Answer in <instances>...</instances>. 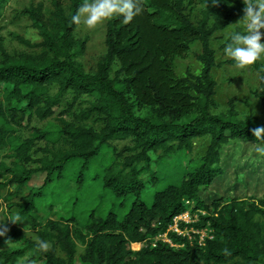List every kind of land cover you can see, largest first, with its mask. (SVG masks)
Instances as JSON below:
<instances>
[{
	"label": "trees",
	"instance_id": "16d2710c",
	"mask_svg": "<svg viewBox=\"0 0 264 264\" xmlns=\"http://www.w3.org/2000/svg\"><path fill=\"white\" fill-rule=\"evenodd\" d=\"M5 1L0 0V19ZM66 2L65 7L51 0L46 12L40 6L24 11L41 41L22 43L36 53L10 56L0 45V153L12 160L9 165L0 161V209L15 200L8 206L21 216L20 223H5L0 264H76L77 243L84 247L80 264H264V200L207 206L200 198L221 175L224 146L264 144V136L252 134L264 127V119H239L232 102L224 114L212 112V73L219 65L211 42L243 19V0H139L142 11L131 22L108 20L105 53L92 73L78 62L86 44L74 39L79 24L72 22L84 1ZM193 5L201 8L196 21L188 14ZM195 43L198 68L177 75L176 60ZM254 69L259 80L254 97L264 116V70ZM67 94L73 103L91 99L75 122L62 119L70 106L58 126L34 129L29 138L19 134L24 121L53 117ZM92 116L101 122L98 131L79 124ZM201 139L209 143L199 160L167 170L166 159L189 154ZM123 140L132 147L118 162L111 145ZM39 142L51 147L34 159ZM37 175L41 185L26 191ZM83 193L84 205L90 199L93 208L81 209ZM56 205L64 214L41 217ZM190 205L192 212H207L191 227H208L213 238L200 246L197 238L168 233L173 246L162 241L153 246ZM40 240L50 244L47 252L39 250ZM137 244L142 247L133 250Z\"/></svg>",
	"mask_w": 264,
	"mask_h": 264
},
{
	"label": "rangeland",
	"instance_id": "374dc122",
	"mask_svg": "<svg viewBox=\"0 0 264 264\" xmlns=\"http://www.w3.org/2000/svg\"><path fill=\"white\" fill-rule=\"evenodd\" d=\"M57 1L65 7L68 5L66 0ZM50 4L51 0L5 1L1 8L0 45L8 55L17 56L36 53V50L28 48L22 43V41H25L33 45L41 41L37 31L32 26L31 20L24 14V11L29 8L40 6L42 10L46 12L51 9ZM200 10L201 8L198 5H193L188 8V14L193 21L199 18ZM85 21L86 15H81L79 26L74 33V39L85 42L84 54L78 59V62L86 72L92 73L98 61L105 53L104 40L108 20L95 27L87 26ZM245 28L246 22L242 21V19L234 20L225 31L215 35V39L211 42L212 49L216 54L217 64L219 65L212 73L213 80L216 83V95L213 101L212 112L217 115L224 114L228 108V103L232 102L239 119L263 121L264 116L260 104L254 97V93L258 92L259 85L258 74L254 69V65H258L260 69L264 70V58L251 66L241 69L236 67L235 63L224 53L223 44L228 37H230L233 32H243ZM261 31L264 32V30ZM261 42L264 43V39H262ZM199 53V45L195 43L184 58L176 60V74L179 76L182 75L187 68L197 69L198 65L195 61V57ZM55 93L56 90L52 89L51 95ZM90 101V98L82 97L79 101L73 103V96L67 94L60 107L55 110V115L53 117L45 121H39L36 118H32L30 122L24 121L18 128V132L21 136L29 138L34 129H45L50 126H58L61 114L66 113L70 106L72 107L71 112L62 116V119L73 123L76 121L75 117L78 116L79 113L87 110ZM79 124L86 128H93L96 131L101 127L100 120L93 116L89 120L79 122ZM208 143V139L197 140L194 142L193 149L189 154L182 155L180 153L166 159L169 164L166 165L167 170L172 172L175 169H179V167H177L178 165L185 166L190 161L199 160L204 155ZM111 146L115 149L117 155L123 154L121 158L114 155L115 160L118 159V162H121L125 156L129 155L128 151L124 150L132 147L128 140L115 141ZM50 147V145L39 142L32 151V157L34 159L41 158L42 151ZM262 147H264V144L256 145L253 143L244 144L239 142H231L224 146L220 152L221 159L219 167L221 169V175L215 179L208 191L201 193L200 198L203 203L210 206L213 201H229L231 199L264 200V153L257 150ZM6 155V152L0 153V161L9 165L12 160L7 158ZM160 167L162 168L161 165ZM31 168H35V166ZM42 181L43 178L41 176H35L28 185L26 191L33 187H39ZM81 199V209L93 208L94 205L90 204V199L89 204L84 205V193L81 195ZM145 199L148 204H151L150 195H146ZM13 203H15V200L2 203L0 209V223H9L10 221L7 220L17 213L16 209L9 208L8 206ZM192 208L193 205H190L188 210L191 217L198 213L203 215L207 214L206 211L192 212ZM59 213L64 214L61 205H56L52 212L44 210L40 215L43 219H55V215ZM258 220L261 222L260 219ZM23 233L27 238L36 240V236L30 231L24 230ZM141 247V244L131 246L133 250H139ZM83 250L84 247L80 243H77L76 264H80L79 257L83 254ZM57 255L60 258H64L58 250Z\"/></svg>",
	"mask_w": 264,
	"mask_h": 264
},
{
	"label": "clouds",
	"instance_id": "9594fccd",
	"mask_svg": "<svg viewBox=\"0 0 264 264\" xmlns=\"http://www.w3.org/2000/svg\"><path fill=\"white\" fill-rule=\"evenodd\" d=\"M217 0H215V3ZM245 5L242 21L246 22L243 32H233L230 43L224 47V53L235 63L238 68H246L264 58V0H243ZM142 8L139 0H84L77 13L72 16V22L79 24L81 15H86V24L89 27L103 23L106 20L123 17L125 23L131 22L139 15ZM254 115V114H250ZM249 115V116H250ZM253 136L261 139L264 136V127H256L252 131ZM264 153V147L257 149ZM19 212L11 216L7 221L13 224L20 223ZM7 232L5 222L0 224V238ZM11 243L10 241H5ZM38 248L41 252H47L50 244L40 240Z\"/></svg>",
	"mask_w": 264,
	"mask_h": 264
},
{
	"label": "built area",
	"instance_id": "2783aa9c",
	"mask_svg": "<svg viewBox=\"0 0 264 264\" xmlns=\"http://www.w3.org/2000/svg\"><path fill=\"white\" fill-rule=\"evenodd\" d=\"M197 212H201V211L199 210ZM198 214L191 217L189 212L186 211L174 217L172 219V223L168 227L167 232L163 235L157 236L153 242V246L157 241H162L170 246H173L171 240L167 236L168 233H173L176 234L177 236L186 237L189 241L197 238V243L200 246L204 245L206 239L211 240L213 238L212 230L209 229L208 227L204 229H195L191 227L192 224L198 222ZM182 225H185V227L182 228Z\"/></svg>",
	"mask_w": 264,
	"mask_h": 264
}]
</instances>
